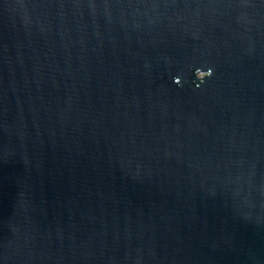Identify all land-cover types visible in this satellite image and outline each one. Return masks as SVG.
Masks as SVG:
<instances>
[{"label": "water", "instance_id": "obj_1", "mask_svg": "<svg viewBox=\"0 0 264 264\" xmlns=\"http://www.w3.org/2000/svg\"><path fill=\"white\" fill-rule=\"evenodd\" d=\"M0 264H264V0H0Z\"/></svg>", "mask_w": 264, "mask_h": 264}, {"label": "clouds", "instance_id": "obj_2", "mask_svg": "<svg viewBox=\"0 0 264 264\" xmlns=\"http://www.w3.org/2000/svg\"><path fill=\"white\" fill-rule=\"evenodd\" d=\"M212 74V71H211V69H209L208 70V76H210ZM177 82H178V80H177Z\"/></svg>", "mask_w": 264, "mask_h": 264}]
</instances>
